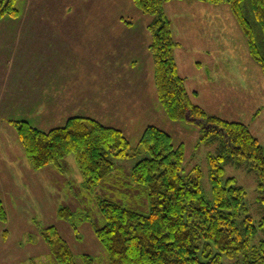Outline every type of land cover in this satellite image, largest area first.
<instances>
[{
  "label": "rangeland",
  "instance_id": "1",
  "mask_svg": "<svg viewBox=\"0 0 264 264\" xmlns=\"http://www.w3.org/2000/svg\"><path fill=\"white\" fill-rule=\"evenodd\" d=\"M16 7L20 11L16 18L21 22L7 20L16 19L10 16L0 20V39L13 38L11 50L1 55L2 65L10 69H0L1 73L18 81L31 76L38 80V75L43 73L44 81H49L51 87L66 83L67 96L60 105L50 106L52 115H47L48 109L42 105L32 108L4 104L2 112L9 115L0 118L2 124L9 125V119L26 121L25 117L32 126L48 131L65 125L69 116L88 115L107 126L122 129L133 147L148 126H157L172 135L175 144H184L183 173L195 175L194 169L199 168L203 193L208 200L213 199L209 155L215 153L216 146L200 143L203 132L198 125L172 120L160 104L151 62L154 60L148 49L150 15L144 14L133 0H18ZM172 28L177 36V26ZM246 46L245 40L234 58L227 55L229 63L219 62V69L207 66L206 57L197 52L188 57L190 61L197 60L196 63L184 69L181 61L178 71L186 79L195 103L211 114L247 124L264 145V73L247 54ZM6 57H14L17 66L13 61L10 65L4 63ZM132 61L138 63L135 69H131ZM62 70L65 78L59 77ZM77 83H82L81 92ZM52 92L49 98L62 91ZM74 102L78 103L73 105ZM68 108L74 114L67 117ZM2 131L10 138L13 133L9 144L27 161L15 126L10 130L1 128L0 134ZM4 152L9 154L8 150ZM145 157L146 154L139 153L129 158H114V172L93 191L83 186L73 156L67 159L65 176L53 166L35 170L26 166L25 161L18 163L12 157L6 164L8 170H0V194L9 216L10 233L6 249L0 242V264H15L16 254L17 264H60L42 236L43 229L52 225L69 243L75 264H109V255L95 234L96 228L105 224L98 201L109 199L149 214V190L132 179L134 166ZM228 177L236 178L237 184L245 188L250 215L258 224L261 215L255 174L245 168L228 166L225 178ZM61 207H70L75 213L73 219L60 218ZM24 239L30 242L27 247ZM87 256L93 258L92 262Z\"/></svg>",
  "mask_w": 264,
  "mask_h": 264
},
{
  "label": "trees",
  "instance_id": "2",
  "mask_svg": "<svg viewBox=\"0 0 264 264\" xmlns=\"http://www.w3.org/2000/svg\"><path fill=\"white\" fill-rule=\"evenodd\" d=\"M133 1L152 17L150 51L164 111L174 121L198 125L203 132L199 142L216 146L209 155L213 199L203 193L199 168L194 169L195 175L183 173L184 144H175L172 135L154 125L133 147L122 129L87 116L70 117L65 125L48 131L28 121H12L27 158L35 170L53 166L65 176L67 159L73 156L83 186L93 191L114 172V158L147 155L134 166L132 179L149 190V214L109 199L98 201L105 224L95 234L109 255V264H264V145L247 124L211 114L193 101L178 71L175 49L180 43L165 12V4L172 0ZM203 1L230 5L251 56L264 73V0ZM17 2L0 0V19L19 17ZM228 166L255 174L258 224L250 215L245 188L236 178H225ZM58 216L71 220L75 213L61 207ZM7 220L0 199V221ZM42 236L60 264H75L73 250L56 226L44 228Z\"/></svg>",
  "mask_w": 264,
  "mask_h": 264
},
{
  "label": "crops",
  "instance_id": "3",
  "mask_svg": "<svg viewBox=\"0 0 264 264\" xmlns=\"http://www.w3.org/2000/svg\"><path fill=\"white\" fill-rule=\"evenodd\" d=\"M165 12L169 17V19L171 20L172 27L175 26L174 29H176L177 26L178 28V30L176 29V34L178 37L175 36V32L173 30V34L176 41L180 43V45L175 49V58L177 61L178 69H181L180 67L181 61H182L181 66L185 67L184 69L196 63L197 60L190 61L191 59L188 60V57L194 56V54L197 52H200L202 56L206 57L205 60L207 62L206 64L207 66L210 65V67L212 68L213 66H216V68L219 69L220 66L219 62L227 61L229 63L230 59L227 58V55L234 58L236 56V53L239 52L241 48L244 46L245 40L247 42V46H246L247 54H249L250 58H253L250 53L248 41L239 23L237 22L229 4L225 2L211 3L203 0H172L165 4ZM6 19L7 20L19 19V21L21 22L20 18H16V19L6 18ZM11 39L12 40L10 41H8L6 37L4 39H0V44H1L0 67H2L0 69H10L7 66L5 67L2 65L1 55H3L6 51L11 50V47H9V45H11V42H13V38ZM19 42H22V39H20ZM150 43L148 49L149 52L151 53ZM247 54L246 56L248 57ZM150 58L151 60H154L151 54H150ZM12 61L16 67L18 62L17 60H15L14 57H6L4 59V63H7L8 65H10ZM151 62L154 64V61ZM131 67H133L131 69H135L136 67H138V63L136 65V61H132ZM255 67L258 69L257 65H255ZM29 74L31 76L30 72ZM59 77L65 78V76H63V70L61 72V76ZM45 78H46L45 74L40 73L38 75V80H36L35 77L31 76L28 78H24V81L20 80L21 81L20 82L17 80V78L12 79L11 76L5 75L0 71V118H4L9 115V114L5 115L2 112L1 108L4 106V104H6V106H10V104L27 105L32 108L38 105H42L43 107L44 106L47 107L48 109L47 115H52L53 113H51L50 106L53 107L56 106L57 104L60 105L63 98L67 96L66 92H64L66 91V83H63L61 85L59 83L56 85L54 84V87H51L49 81L47 83L44 81ZM39 85H40V89H39ZM55 89L57 91L56 93L62 91L61 93L58 94V96L55 97L57 101H54L55 98H49V93L53 94L52 90ZM77 89H80L81 92L82 83H80L79 85L77 83ZM9 94L12 96L11 98L8 97ZM196 94L197 92H194V95ZM79 96L77 98H79ZM77 103L78 102H74L73 105H76ZM11 111L13 110L11 109ZM66 112H67V117L68 115L74 114L70 110V108H68ZM22 114L26 116L25 112H23ZM75 115L80 116L79 114H75ZM86 116L90 117L88 115ZM70 117L73 116H69V118ZM62 118H60L59 120L65 121L62 120ZM69 118L66 119L68 120ZM23 119L28 121L27 120L28 118L24 117ZM1 121L2 120H0V131L1 128H5V130H10V127L13 126V124L10 123L13 121L11 119H9L10 121L9 125H4L1 123ZM11 138L13 139V133H11ZM11 138L8 137V134L5 131H2V134H0V170L1 169L5 171L8 170L9 166L6 164H9L12 161V157H14V160L18 163L21 160L25 161L24 160L25 157L21 154V152H19L18 150L16 151L15 148L14 149L11 148L9 144L11 143ZM6 150L9 151L8 155L4 152ZM19 157L22 158H20L19 160ZM27 161H25V165L30 167L31 164L28 158ZM63 178L64 177H62V180ZM1 197L2 196L0 194V199ZM2 223L3 222L0 221V242H3V249H6L8 246L6 243L10 238L8 220L6 223H4L5 224L4 227ZM23 243H26V247L27 244H30V242L26 239H24ZM23 243L20 241L21 249H23ZM15 260H16L15 264H17L18 263L17 254L15 256Z\"/></svg>",
  "mask_w": 264,
  "mask_h": 264
},
{
  "label": "bare ground",
  "instance_id": "4",
  "mask_svg": "<svg viewBox=\"0 0 264 264\" xmlns=\"http://www.w3.org/2000/svg\"><path fill=\"white\" fill-rule=\"evenodd\" d=\"M224 135V134H223Z\"/></svg>",
  "mask_w": 264,
  "mask_h": 264
}]
</instances>
